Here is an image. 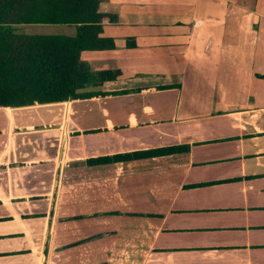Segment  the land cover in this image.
<instances>
[{
    "label": "crops",
    "instance_id": "0c3cea01",
    "mask_svg": "<svg viewBox=\"0 0 264 264\" xmlns=\"http://www.w3.org/2000/svg\"><path fill=\"white\" fill-rule=\"evenodd\" d=\"M99 9L113 79L0 107V264H264V0Z\"/></svg>",
    "mask_w": 264,
    "mask_h": 264
},
{
    "label": "trees",
    "instance_id": "16d2710c",
    "mask_svg": "<svg viewBox=\"0 0 264 264\" xmlns=\"http://www.w3.org/2000/svg\"><path fill=\"white\" fill-rule=\"evenodd\" d=\"M100 0H0V107L50 103L80 98L86 85L115 77L93 72L80 59L84 50L114 48L100 36L103 20L116 16L99 9ZM21 24L68 25L73 34H28ZM188 145L136 150L88 159L107 163L186 151Z\"/></svg>",
    "mask_w": 264,
    "mask_h": 264
},
{
    "label": "rangeland",
    "instance_id": "374dc122",
    "mask_svg": "<svg viewBox=\"0 0 264 264\" xmlns=\"http://www.w3.org/2000/svg\"><path fill=\"white\" fill-rule=\"evenodd\" d=\"M18 27L19 32L28 34H69L71 32V27L68 25L21 24Z\"/></svg>",
    "mask_w": 264,
    "mask_h": 264
}]
</instances>
